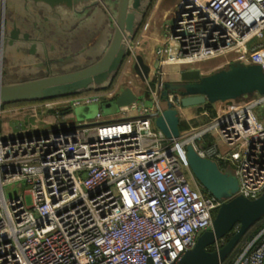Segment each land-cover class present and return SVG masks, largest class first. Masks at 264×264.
Instances as JSON below:
<instances>
[{
    "label": "built area",
    "instance_id": "1",
    "mask_svg": "<svg viewBox=\"0 0 264 264\" xmlns=\"http://www.w3.org/2000/svg\"><path fill=\"white\" fill-rule=\"evenodd\" d=\"M175 12L155 49L147 89L116 117L22 138L0 133V264H183L222 203L193 174L188 144L222 170L234 167V195L262 194L264 93L228 101L211 121L169 138L155 123L166 102L151 81L165 64L199 68L217 58H225L223 67L240 60L264 71V0H179ZM138 44L136 38L128 45L131 64ZM120 91L115 85L41 105L75 109ZM168 100L182 107L179 95L169 93ZM18 181L30 189L8 198L5 186ZM223 244L224 238L212 247ZM226 259L220 264H264V225Z\"/></svg>",
    "mask_w": 264,
    "mask_h": 264
},
{
    "label": "water",
    "instance_id": "2",
    "mask_svg": "<svg viewBox=\"0 0 264 264\" xmlns=\"http://www.w3.org/2000/svg\"><path fill=\"white\" fill-rule=\"evenodd\" d=\"M31 1L37 3L38 11L20 18H9L4 10L6 0H0L2 4L0 13L2 49L7 42L13 44L21 40L30 42V52L34 53L41 41L39 37L46 34L47 27L42 22L52 27L56 24L52 16L63 20L58 6L74 15L83 14L90 8L101 7L111 15L109 0ZM115 1L117 12L111 15L112 36L101 55L93 56L91 53L87 55L83 52L84 50L72 51L69 55H61L56 60V57L49 54L44 56L39 52L38 61L29 66L31 74L23 72V74L16 73L15 75L8 72L4 74L6 67L0 65V105L17 101L43 100L86 91H100L110 87L128 54V45L140 28L149 6L147 0ZM49 8L52 11L43 16L44 11L46 9L48 11ZM177 16L175 12L171 17L172 26ZM36 18L43 20L39 22ZM84 20L83 17H79V24H83ZM19 21L22 25L31 27L34 37L31 33H22ZM10 27L12 28L9 29ZM61 36L63 37L61 33H58L59 39L62 38ZM59 47L61 48L62 45ZM136 60L137 73L143 79L149 78L150 65L141 55H138ZM158 88L160 99L166 102V107L161 114L156 115V126L167 137L177 138L181 133L180 110L168 100L169 93L179 95L184 107L233 101L255 93L263 94L264 71L258 64L247 65L240 60L231 61L225 67L207 74H204L200 67L184 68L180 72V78L175 81H166L160 75ZM138 99V94L131 87L125 86L110 102L83 105L75 109L69 108L65 113L74 115L80 113L83 119L88 116L98 118L106 111H117L120 107L131 105ZM18 128L21 130L22 125ZM47 132L46 130L18 131L5 134L6 136H2V139L22 138ZM186 152L190 168L204 190L220 199L222 203L217 210L212 228L199 235L195 246L184 254L181 262L183 264H220L232 253L247 231L264 217V191L257 198H249L242 194L234 195L239 188L236 172L230 171L229 167L222 170L216 160L202 156L193 144L186 146ZM228 235L229 240L219 249H211L216 241Z\"/></svg>",
    "mask_w": 264,
    "mask_h": 264
},
{
    "label": "crops",
    "instance_id": "3",
    "mask_svg": "<svg viewBox=\"0 0 264 264\" xmlns=\"http://www.w3.org/2000/svg\"><path fill=\"white\" fill-rule=\"evenodd\" d=\"M147 1H149L148 2L149 6L141 23L142 28L138 33L136 32L139 41L136 57L138 55H141L144 58L146 63L150 65V75H152L154 72V67L157 63L155 58V49L164 40L165 32L163 30V27L166 21L169 20V17L171 16L172 13V9L174 8V6L176 7L175 5L176 3L173 5L172 9L167 8L163 13L161 12V10L159 13H156V10L158 8V2L155 3V9L151 8L152 10H150L151 3L155 1L153 0H147ZM115 2H116L115 0H109L111 15L112 14L115 15L117 12V8H116L117 6ZM36 5L37 3L31 0H6L4 10L6 16H8L9 18L10 17L20 18L23 15H27L28 13L32 12L31 14H33L35 13V11H38ZM58 7H59L58 11L62 12L63 20L59 19L57 16L56 17L52 16L51 18L56 23L52 27L46 22H42L47 27L46 34L43 37H39L41 41L42 39L43 41L42 42L40 41L38 43L37 50L34 53L30 52V44H31L30 42H22L21 40L16 41L13 44H9L7 42L4 44L3 49L1 48V43H0V65L6 67L4 74L6 73V70L8 73L12 75H15L16 73L31 74L32 72L29 66L35 64L38 61V58L40 57L39 56L40 53L41 55L44 56L49 54L52 57L61 56V55L66 56L69 55L72 51L78 52L82 50H84L83 52H85V54L89 55L91 53L93 56H99L103 53V51L107 48V45L109 44L113 32V21L111 20L112 17L110 13L102 9L101 7H97V8L87 9L83 14L74 15L72 12H67V10H63L61 6ZM49 11L51 12L52 10H50L49 8V10L47 11L46 9L43 13V16L48 15ZM1 12H2V4H0V13ZM79 17L80 18L83 17L85 19L83 21V24L82 23L79 24ZM36 20L40 22L41 19L36 18ZM57 21H62V22L57 23ZM19 24L21 26L22 33L28 32L32 34L34 32L31 29V27H26L25 25H22L21 21H19ZM83 26L86 29H84ZM11 28L12 27H10L9 29ZM58 33H61L63 37L61 36L62 38L59 39ZM32 36L34 37V34H32ZM60 45H62L61 48L59 47ZM68 48L71 49L68 50ZM224 63H225V58H220L216 63H213L210 66L199 64V67L201 68L204 74H207L222 68ZM175 72L176 71L174 70L168 71L170 76L175 75ZM129 74L126 77L127 82L122 80L121 77L114 84V86L115 85L118 86L119 90H122L125 86H129L139 95L140 92H142V89L141 90H139L140 88L138 89L139 83H137L138 85H136V83L133 82L134 81L133 76L131 74L129 76ZM166 81H172V79L170 80L166 79ZM124 83L125 84L128 83V84L125 85ZM88 92H98V91H88ZM50 100H51L50 98L43 99V101H50ZM20 102L25 103L28 101L2 103L0 105V117L6 115V117L9 118V120H11L13 124L17 125L13 132H7V133L5 132V134L15 133L18 131H22V132H31L38 130L50 131L57 128V126L59 125H73L77 123V119L75 115H74L75 118L74 119L72 118V114L65 113L68 109L64 110L58 108H46V107H42L40 103H33L26 106L22 105L19 108L15 109L16 111H14L13 110L14 107L11 106H13L14 103H20ZM106 102H109V99L104 100L103 103ZM148 103H150L149 100ZM223 107L224 106L222 102L213 104L215 115H212L208 110L205 109V105H197V106H189V107L182 106L179 109L180 117H181V126L183 124V128L181 127V130H186L190 128L192 125H197L200 123L211 121L219 114V112L222 110ZM33 109L35 111L31 113V116L37 117L39 121L42 122L43 124L42 126H38V128L37 127L34 128L35 126L34 127L31 126L30 122L28 121V116L26 117L22 113L24 110H33ZM40 109H42L43 112L41 113L37 112ZM51 111L55 112L53 122L50 121V119H48L51 117L50 116ZM46 112H49V115H46L45 114ZM114 117H116V114L111 116L108 115L102 119H111ZM19 125H22L21 130L18 128Z\"/></svg>",
    "mask_w": 264,
    "mask_h": 264
},
{
    "label": "rangeland",
    "instance_id": "4",
    "mask_svg": "<svg viewBox=\"0 0 264 264\" xmlns=\"http://www.w3.org/2000/svg\"><path fill=\"white\" fill-rule=\"evenodd\" d=\"M153 1H155V2H153V3H151V7H150V10H152V9H155V3L156 2H158V8H157V10H156V13H159L160 12V10H161V12L163 13L164 11H165V9H167V8H169V9H172V7H173V5L176 3L177 4V2L179 1V0H176V1H174V0H166V1H164V0H160V1H157V0H153ZM175 4V5H176ZM152 8V9H151ZM175 10H176V7L174 6V8L172 9V13H171V16L169 17V19L173 16V14L175 13ZM151 12V11H150ZM166 23H167V21H166ZM165 23V24H166ZM165 24H164V27H163V30H164V28H165ZM142 27H140V29H141ZM165 31V30H164ZM138 32V31H137ZM128 51H129V49H128ZM58 58H59V56H56V60H58ZM220 58H217V59H212V60H208V61H203V62H200L199 64L200 65H205V66H210V65H212L213 63H216L218 60H219ZM66 61H69V60H66ZM135 63H136V61H133V63L131 64V63H129L128 62V57L126 56V58H125V60H124V62H123V64H122V66H121V68H120V70H119V72L117 73V75L115 76V78L113 79V82H117L118 81V79L119 78H121L122 77V80H124L125 82H127L126 81V77L128 76V74H129V72H130V74L133 76V78H134V81L133 82H135L136 83V85H138L137 83H139V85H138V89L139 90H143V89H147V85H146V80L145 79H143L138 73H137V71L135 70ZM184 68H186V66H184V65H179V64H168V65H164L163 67H162V72H163V74H161L162 75V77H163V79L164 80H170V79H172L173 81H175V80H178L179 78H180V72L184 69ZM128 69V70H127ZM170 70H174V71H176L175 72V75H172V76H170V74L168 73V71H170ZM6 73H7V70H6ZM31 73V72H30ZM165 73H166V75H165ZM130 74H129V76H130ZM159 73H154V77H156V78H154V80H152L151 81V86H152V88L153 89H157L158 88V83H157V80H155V79H157L158 77H157V75H158ZM153 75V74H152ZM160 75V74H159ZM125 84V83H124ZM128 84V83H127ZM127 84H125V85H127ZM122 87H124V86H122ZM108 90V89H107ZM86 92H88V91H86ZM255 95V94H254ZM66 95H63V96H56V97H53V98H50L52 101H56V100H59L60 98H62V97H65ZM68 96V95H67ZM253 96V95H252ZM105 100H107V98H105ZM110 101H112V99L111 98H109V102ZM44 101L42 100V99H38V100H31V102H25V103H22V102H20V103H14V105L13 106H11V107H14V111H16L15 109H17V108H19L20 106H22V105H29V104H33V103H40V105H41V103H43ZM221 103V102H220ZM230 102H222V104H223V106L224 105H228ZM42 107H44L43 105H41ZM33 111H35L34 109L33 110H24L22 113L27 117L28 116V121L30 122V125L31 126H35L34 128H38V126H42L43 124H42V122H40L39 121V119L37 118V117H34V116H31V113L33 112ZM5 112V111H4ZM37 112H39V113H41V112H43L42 111V109H40L39 111H37ZM45 112V111H44ZM119 112V110H117V111H106V112H104V115H100V117L99 118H105L106 116H111V115H115V114H117ZM7 113V112H6ZM48 113V114H47ZM46 115H49V112H46L45 113ZM77 115V121H79V122H83L85 119L86 120H94V119H97V118H91V117H89L88 116V118H82L81 117V115H80V113H77L76 114ZM76 115H75V117H76ZM51 116V117H50ZM50 118H48V119H50V121H52L53 122V119H54V116H55V112H53V111H51L50 112ZM72 118H74V114H72ZM46 119V118H45ZM75 119V118H74ZM16 126L17 125H15V124H13L12 122H11V120H9V118H7L6 117V115H3V116H1L0 117V133L2 134V135H5V132L7 133V132H13L14 130H15V128H16ZM207 137H210V136H207ZM201 141H204L203 139H201ZM229 170L230 171H233V172H235V169H234V167H232V166H229ZM30 189V186L25 182V181H18V182H14V183H11V184H8V185H6L5 186V193H6V195H7V197L8 198H12V197H14V196H17V195H21V194H23V193H25L26 191H28ZM26 199H27V202L29 203V204H31L32 203V196H31V194H27L26 195Z\"/></svg>",
    "mask_w": 264,
    "mask_h": 264
},
{
    "label": "trees",
    "instance_id": "5",
    "mask_svg": "<svg viewBox=\"0 0 264 264\" xmlns=\"http://www.w3.org/2000/svg\"><path fill=\"white\" fill-rule=\"evenodd\" d=\"M140 27H141V26H140ZM139 31H140V28L138 29V32H139ZM138 32H137V33H138ZM136 38H137V34L135 35L134 39H136ZM127 56H128V54H127ZM114 84H115V82H113V83L110 85V87H108V88H106V90H105V89H104V90L107 91V89L109 90V89L113 88ZM100 91H102V90H100ZM205 109L208 110L212 115H215V110H214V108H213V104H211V103L205 104ZM181 127L183 128V124H182ZM262 225H264V217H263L261 220H259L255 225H253V226L247 231V233L241 238V240H240V242L238 243V245L236 246V248H235V249L232 251V253L227 257L226 262H229V261L231 260V258H232L235 254H237V252L240 251L242 245H243L248 239H250L252 236H254V234H256V233L258 232V230L262 227ZM229 238H230L229 235L226 236V237L224 238V244L229 240ZM211 249H214V248L211 247Z\"/></svg>",
    "mask_w": 264,
    "mask_h": 264
},
{
    "label": "bare ground",
    "instance_id": "6",
    "mask_svg": "<svg viewBox=\"0 0 264 264\" xmlns=\"http://www.w3.org/2000/svg\"><path fill=\"white\" fill-rule=\"evenodd\" d=\"M150 74V73H149Z\"/></svg>",
    "mask_w": 264,
    "mask_h": 264
}]
</instances>
